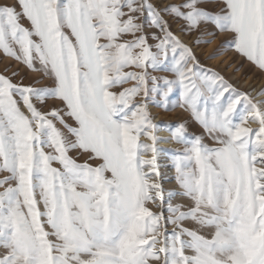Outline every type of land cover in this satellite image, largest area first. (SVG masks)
Returning a JSON list of instances; mask_svg holds the SVG:
<instances>
[{
  "label": "snow or ice",
  "instance_id": "6c2138e0",
  "mask_svg": "<svg viewBox=\"0 0 264 264\" xmlns=\"http://www.w3.org/2000/svg\"><path fill=\"white\" fill-rule=\"evenodd\" d=\"M217 33L264 75V0L0 2L40 77L0 74V264H264V89L201 64Z\"/></svg>",
  "mask_w": 264,
  "mask_h": 264
},
{
  "label": "rangeland",
  "instance_id": "374dc122",
  "mask_svg": "<svg viewBox=\"0 0 264 264\" xmlns=\"http://www.w3.org/2000/svg\"><path fill=\"white\" fill-rule=\"evenodd\" d=\"M0 2H3V0H0ZM7 2L12 3L13 0H7ZM169 2H171V0H169ZM209 7L214 8L216 6L209 5ZM22 23H26V22L22 21ZM177 27L178 26L174 25L173 31H177ZM182 39H184L186 43H191L190 39L187 37H182ZM206 39H210V37H206ZM227 39H230V37H228L226 34L217 33L214 43L210 45H201L199 48H197L196 52L201 61V64L207 69H211L219 72L226 79H228L230 83H233L236 87H238L241 90L252 91L253 89L257 88V91L252 93L253 95H255L261 89H264V75H261V73L256 71L245 60H243L242 58H240L234 52L231 51L226 52L221 56H218L216 59H209V57L212 56L213 53L220 47L221 43ZM237 68H239L240 71H237ZM14 71L19 72L20 74L19 78H22L25 84L33 83L35 80L40 78L34 73H28L26 69L23 68V66L17 64L15 61L0 56V74H6L10 76ZM47 83L48 81H44V84L37 86L38 87L44 86ZM176 98L177 97H173V99ZM150 111L154 117V122L157 124L175 125L179 122H182L183 120L188 119V114L185 113L182 109H176L175 111L164 112L156 107L150 106ZM253 127H255V125H253ZM159 135L161 138H166L168 136V133L165 136L164 135L162 136L160 133ZM159 147L167 150V149H175L177 145L160 144ZM161 164L166 165L165 168L169 167L173 170L171 174L165 172L166 175L165 187L171 188L175 184V180H174L175 172L171 166L170 158L162 159ZM53 166L55 167L56 165ZM149 207L152 206L150 205Z\"/></svg>",
  "mask_w": 264,
  "mask_h": 264
},
{
  "label": "bare ground",
  "instance_id": "6f19581e",
  "mask_svg": "<svg viewBox=\"0 0 264 264\" xmlns=\"http://www.w3.org/2000/svg\"><path fill=\"white\" fill-rule=\"evenodd\" d=\"M248 83V82H247ZM249 86V85H248ZM251 86H252V84H251ZM253 90H255V91H252V93H254V92H256L257 91V88L256 89H253ZM162 136L164 135H166L167 133L166 132H161L160 133ZM162 145H168V144H162ZM173 170L171 169V168H165V172H167L168 174H171V172H172ZM175 185V184H174ZM171 187V186H170Z\"/></svg>",
  "mask_w": 264,
  "mask_h": 264
}]
</instances>
